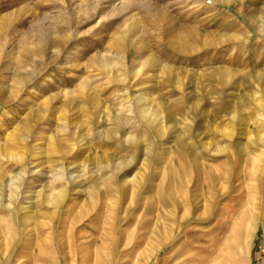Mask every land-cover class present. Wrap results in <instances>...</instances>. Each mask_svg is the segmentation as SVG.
<instances>
[{
	"label": "rangeland",
	"instance_id": "1",
	"mask_svg": "<svg viewBox=\"0 0 264 264\" xmlns=\"http://www.w3.org/2000/svg\"><path fill=\"white\" fill-rule=\"evenodd\" d=\"M206 261L264 264V0H0V264Z\"/></svg>",
	"mask_w": 264,
	"mask_h": 264
},
{
	"label": "bare ground",
	"instance_id": "2",
	"mask_svg": "<svg viewBox=\"0 0 264 264\" xmlns=\"http://www.w3.org/2000/svg\"><path fill=\"white\" fill-rule=\"evenodd\" d=\"M128 135H130V134H128ZM127 135V136H128ZM135 137V136H134ZM135 140V139H134ZM136 147V146H135ZM20 175V177H18V176H16V175H14V176H10V177H8V178H6V180H5V186H8L10 189H11V193H10V195L12 196L13 194H14V191L16 190V189H18V188H20V180H19V178H21V174H19ZM59 177V176H58ZM72 177V176H71ZM75 180L77 179V176H75V178H74ZM213 183V182H212ZM212 183H211V185H212ZM214 185V184H213ZM219 186V185H218ZM216 188V186L214 187V186H212L211 187V190L213 191V193H215V191L213 190V189H215ZM222 188V187H221ZM217 189V188H216ZM215 189V190H216ZM110 193V192H109ZM202 193V192H201ZM111 194V193H110ZM216 195V194H215ZM214 195H211V196H209L208 198H206L205 199V201H204V203H203V205H201V206H199V207H197L195 210H194V212H193V214L191 215V216H188V217H186L185 218V216H183L182 217V219L181 218H179V216L176 214L175 215V221H174V223L177 225V230L175 229V231H177V234H179L180 235V233H182V232H184V233H195L194 231L196 230L195 228H194V224L197 226L198 224H202V223H208L209 221H212V216L214 217V218H217V216L218 215H220V217L222 216V215H225V220H223V221H218L217 222V225H219V227L218 228H222V227H224L225 225L226 226H228V224L230 223L229 222V217H228V215H229V211H228V209L227 208H222L221 209V211H219L218 210V208L216 207L217 206V204H216V202H215V200H214ZM106 198H107V196H106ZM183 198H185L186 199V202L188 201V197H183ZM216 199H217V197H216ZM219 199V198H218ZM217 199V200H218ZM219 201H221V199L219 200ZM178 202V201H177ZM185 202V203H186ZM189 202V201H188ZM218 202V201H217ZM9 203V202H8ZM218 203H220V202H218ZM9 205V204H8ZM178 205H179V202H178ZM187 205V204H186ZM100 206H102V205H100ZM225 206V205H224ZM180 207H181V205H180ZM219 207V206H218ZM97 208V207H96ZM100 208V207H99ZM105 208H106V206H105ZM86 209V208H85ZM93 209V208H92ZM106 209H108V208H106ZM110 209V208H109ZM113 210H114V208H113ZM187 210V209H186ZM89 211V210H88ZM88 211H87V213H88ZM104 211H105V209H104ZM112 211V210H111ZM180 211H181V209H180ZM180 211H179V213H180ZM94 212V211H93ZM96 212V211H95ZM101 212V211H100ZM113 212V211H112ZM83 213V212H82ZM103 213V212H102ZM102 213L101 214H99L100 216L102 215ZM105 213V212H104ZM231 213H234V212H231ZM95 214H97V213H95ZM109 214V213H108ZM235 214V213H234ZM93 215V214H92ZM98 215V214H97ZM186 215V214H185ZM105 216V215H104ZM30 216H28V215H26V216H24V220L25 221H28L30 218H29ZM232 217V216H231ZM233 217H234V215H233ZM239 217V216H238ZM100 218H102V216L100 217ZM71 219H73V218H71ZM108 219H112V218H108ZM114 219V218H113ZM81 220V219H80ZM80 220H78V221H80ZM104 220H106V219H104ZM183 220V221H182ZM232 220V219H231ZM240 220V219H239ZM238 220V221H239ZM74 221V220H73ZM111 221H113V220H111ZM104 222V221H103ZM102 222V223H103ZM106 222H108V221H106ZM213 222V221H212ZM108 224V223H107ZM111 224V223H110ZM112 224H113V222H112ZM214 224H216L215 222H214ZM75 225V224H74ZM102 225H104V224H102ZM184 225V226H183ZM188 225H191L190 227H188ZM209 225V224H208ZM212 225V224H211ZM210 225V226H211ZM113 226V225H112ZM205 226V225H204ZM225 226V227H226ZM71 227V226H70ZM111 227V226H110ZM234 227H237V226H234ZM208 229V228H207ZM228 229V228H227ZM110 230V229H109ZM199 230H201V229H199ZM198 230V231H199ZM220 230V229H219ZM222 230V229H221ZM111 231H113V230H111ZM171 231H172V227H170V226H166V228H165V235H167V238L169 237V235H170V233H171ZM227 231V230H226ZM74 232V231H73ZM204 232H205V230H204ZM207 232V231H206ZM216 232H217V230H216ZM222 232V231H221ZM101 233V232H100ZM105 233V232H104ZM163 233H164V231H163ZM197 233H201V231H199V232H197ZM102 234V233H101ZM203 234H205V233H202V235ZM212 234V233H211ZM236 234V233H235ZM74 235V234H73ZM178 235V236H179ZM194 235V234H193ZM202 235H199V237L200 236H202ZM101 236V235H100ZM103 236V235H102ZM188 236V235H187ZM198 236V235H197ZM196 236V237H197ZM235 236V235H234ZM234 236H230V237H227L225 240H227V243L222 247V256H224L223 254H225V257H228V256H226L227 254L228 255H231V253H229V251L231 250V248H235V247H237L238 246V242L237 241H239V240H235V237ZM191 237V236H190ZM194 237V236H193ZM212 238H213V236H212ZM238 239H239V237H237ZM252 238V237H251ZM76 238H74V240H75ZM96 239V238H95ZM95 239H91V243H95ZM197 239L199 240V238L197 237ZM211 239V238H210ZM173 240V239H172ZM202 240H203V238H202ZM206 240V239H205ZM218 240V239H217ZM221 240V239H220ZM78 241V240H77ZM80 241V240H79ZM183 241H184V239H183ZM192 241V240H191ZM252 241H253V239L251 240V243H252ZM68 242V241H67ZM194 242V241H193ZM196 242V241H195ZM198 242V241H197ZM202 242V241H201ZM204 242V241H203ZM206 242V241H205ZM217 242V241H216ZM226 242V241H225ZM69 243H70V241H69ZM77 243V242H76ZM173 243V242H172ZM189 243V242H188ZM218 243V242H217ZM176 244V243H175ZM207 244V243H206ZM79 245V244H78ZM169 245V244H168ZM174 245V244H173ZM207 245H209V244H207ZM216 245V244H215ZM90 246H92V245H90ZM175 246V245H174ZM186 246H187V241H186ZM217 246V245H216ZM79 247V246H78ZM108 247V246H107ZM173 247V246H172ZM188 247V246H187ZM207 247V246H206ZM178 249V248H177ZM199 250L201 249L200 247L198 248ZM197 248H196V250H198ZM217 249V248H216ZM236 249V248H235ZM75 250V249H74ZM195 250V249H194ZM215 250V249H214ZM213 250V251H214ZM169 251V250H168ZM174 252H175V250H173ZM178 251V250H177ZM182 251V250H181ZM212 251V252H213ZM219 251V250H218ZM84 252H85V250H84ZM206 252V251H205ZM231 252V251H230ZM235 252V251H234ZM233 252V253H234ZM237 252V251H236ZM182 253V252H181ZM202 253V252H201ZM214 253V252H213ZM209 254H211V253H209ZM208 254V255H209ZM69 255V254H68ZM76 255V254H75ZM179 255V254H178ZM212 255V254H211ZM214 255H215V253H214ZM174 256V255H173ZM177 256V255H176ZM175 256V257H176ZM232 256H233V254H232ZM231 256V257H232ZM250 256V255H249ZM204 257V256H203ZM207 257V256H206ZM230 257V256H229ZM228 257V258H229ZM75 258H76V256H75ZM172 258H174V257H172ZM233 258V257H232ZM232 258H231V260H232ZM68 259H70L69 257H68ZM230 259V258H229ZM201 260V259H200ZM222 260H223V257H222V259H221V263H222ZM198 261V260H197ZM202 261H203V259H202ZM201 261V262H202ZM225 261V260H224ZM232 261H234V260H232ZM195 262V261H194ZM208 262H209V260H208ZM207 261H206V263L207 264H209ZM218 262V261H217ZM219 262H220V260H219ZM218 262V264H220ZM227 262V261H226ZM226 262L224 263V264H226ZM230 262V261H229ZM228 262V263H229ZM179 263V262H178ZM212 263H214V261L212 262ZM250 263V262H249ZM196 264H198V263H196ZM199 264H200V262H199ZM216 264V263H215ZM229 264H231V262L229 263Z\"/></svg>",
	"mask_w": 264,
	"mask_h": 264
}]
</instances>
